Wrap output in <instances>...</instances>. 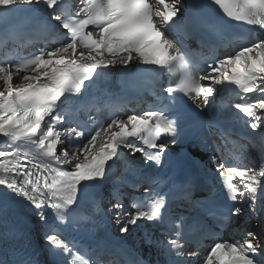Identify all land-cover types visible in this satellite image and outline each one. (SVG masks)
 I'll return each mask as SVG.
<instances>
[{
	"label": "snow or ice",
	"instance_id": "snow-or-ice-1",
	"mask_svg": "<svg viewBox=\"0 0 264 264\" xmlns=\"http://www.w3.org/2000/svg\"><path fill=\"white\" fill-rule=\"evenodd\" d=\"M212 3L229 22L247 26L248 36L259 33L247 46L222 59L204 57L181 42L182 51L168 38L178 26L186 38L201 29L189 13L194 6L184 0H80L74 12L66 0H0V13L4 15L38 11L43 5L42 14L34 17L38 34L53 37L56 44L18 61H0V222L7 224L9 213L15 209L33 215L50 253L56 257L53 264H123L119 251L102 260L106 251L103 247L81 249L64 238L59 229L69 225L80 228L83 221L91 219L83 215L81 201L93 187L105 184L125 150L128 156L140 154L143 158V170L134 169L137 182L132 187L137 188L139 183L148 187L139 198L129 197V212L124 194L114 186L110 195L116 202L107 211L114 212L116 224L122 225L119 232L129 233L138 221L155 224L166 238L154 239L146 232L144 243L149 253L155 247L165 257L164 264H192L190 258L198 257L195 251L185 255L186 245L191 230H203L205 226L199 219L189 221L173 211L175 205L191 200L192 180L174 173L162 180L158 175L165 157L169 164L172 162L170 145L190 139L181 123L182 97H189L202 111L210 106L217 86L233 87L241 102L230 108L242 114L240 118L251 133L264 126V0ZM137 63L157 73L179 70L176 82L163 88L169 101L166 108L128 115L126 119L114 115L108 123L93 120L90 127L63 126L66 116L62 110L70 97L111 67L127 68ZM14 78L21 83L14 84ZM202 81H207V86ZM200 98L202 103H196ZM165 111L174 118L169 119ZM67 165L70 171L64 170ZM259 169L232 166L227 158L219 160L215 172L224 199L219 200L215 192L208 197L218 224L241 216L264 223V148ZM162 183L167 191L160 189ZM78 210L80 220L72 219ZM0 264L38 262L27 254L2 249ZM128 264L153 262L150 255L148 259L134 255ZM201 264H264V236L249 231L232 242L218 240Z\"/></svg>",
	"mask_w": 264,
	"mask_h": 264
},
{
	"label": "bare ground",
	"instance_id": "bare-ground-1",
	"mask_svg": "<svg viewBox=\"0 0 264 264\" xmlns=\"http://www.w3.org/2000/svg\"><path fill=\"white\" fill-rule=\"evenodd\" d=\"M19 83H21V80H19V79H16V78H14V84H19ZM218 87L219 86H217V91L214 93V95L216 96V95H218ZM0 89H2V82H0ZM69 127H71V126H69ZM68 145V140H67V138H65V146H67ZM60 148L58 147V150H59ZM57 150V151H58ZM132 227H134V226H132ZM131 227V228H132Z\"/></svg>",
	"mask_w": 264,
	"mask_h": 264
},
{
	"label": "rangeland",
	"instance_id": "rangeland-1",
	"mask_svg": "<svg viewBox=\"0 0 264 264\" xmlns=\"http://www.w3.org/2000/svg\"><path fill=\"white\" fill-rule=\"evenodd\" d=\"M59 151H60V149H59Z\"/></svg>",
	"mask_w": 264,
	"mask_h": 264
}]
</instances>
